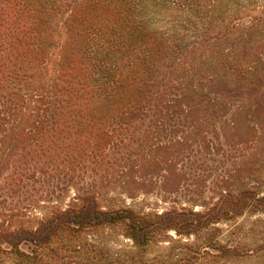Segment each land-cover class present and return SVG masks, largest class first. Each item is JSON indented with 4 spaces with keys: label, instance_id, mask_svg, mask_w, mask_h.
I'll list each match as a JSON object with an SVG mask.
<instances>
[{
    "label": "trees",
    "instance_id": "obj_1",
    "mask_svg": "<svg viewBox=\"0 0 264 264\" xmlns=\"http://www.w3.org/2000/svg\"><path fill=\"white\" fill-rule=\"evenodd\" d=\"M251 2L0 0V264H264Z\"/></svg>",
    "mask_w": 264,
    "mask_h": 264
},
{
    "label": "rangeland",
    "instance_id": "obj_2",
    "mask_svg": "<svg viewBox=\"0 0 264 264\" xmlns=\"http://www.w3.org/2000/svg\"><path fill=\"white\" fill-rule=\"evenodd\" d=\"M250 1H252L250 4H252V6L253 5L256 6L257 8L259 6H261V5H263V2H264V0H250ZM248 7H250V6H248ZM138 201H140V200H138ZM148 202L151 203V204L156 203L157 205L153 206V207H156L158 210H163V209H166V208L169 207L168 204H164V203L158 202V200L154 196L149 197L148 198ZM135 205H139V202H136ZM125 243L128 244V241H125Z\"/></svg>",
    "mask_w": 264,
    "mask_h": 264
}]
</instances>
